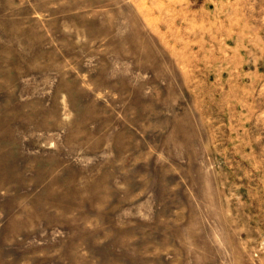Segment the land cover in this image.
I'll return each mask as SVG.
<instances>
[{"label":"rangeland","instance_id":"1","mask_svg":"<svg viewBox=\"0 0 264 264\" xmlns=\"http://www.w3.org/2000/svg\"><path fill=\"white\" fill-rule=\"evenodd\" d=\"M0 264H264V0H0Z\"/></svg>","mask_w":264,"mask_h":264}]
</instances>
